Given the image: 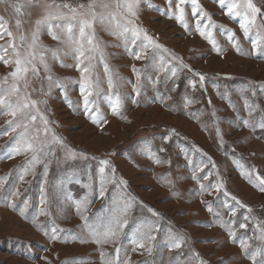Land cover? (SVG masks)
Segmentation results:
<instances>
[{"label":"rangeland","instance_id":"1","mask_svg":"<svg viewBox=\"0 0 264 264\" xmlns=\"http://www.w3.org/2000/svg\"><path fill=\"white\" fill-rule=\"evenodd\" d=\"M69 2L76 5L86 3L87 0ZM199 2L212 14L217 24L235 31L241 47L248 54L237 52L226 36L214 29L213 34L223 49L222 53H217L194 30L186 31L175 19H169L164 14L168 10L166 0H142L136 23L169 52L181 57L191 71L189 68H179L173 61L179 68L178 74L165 80V74L158 72L152 62L135 60L122 46L112 47L111 45L121 44V41L97 25V37L109 45L105 48L107 62L123 78L119 82V91L124 94L120 113L114 115L108 104L101 102V111L107 123L94 124L84 114L81 107L80 72L75 67H62L56 61H49L52 74L62 82V87L53 86L49 94L43 97L47 103L40 107L46 110L45 114L53 122L50 126L56 134L64 138L77 153L83 152L88 158L77 155L74 159H66L65 153L57 148L56 158L49 165L47 177L42 175L43 166L38 165L35 174H30L25 183L19 184L22 193L27 189L26 196L30 205L27 217L0 203V264H47L48 261L51 264H62L64 261L74 260L100 264L96 244L81 243L79 239L71 238L74 234L87 235L75 204L76 201L87 198L91 203L86 214L91 217L102 206H111L114 191L131 194L138 202H143L160 213L163 218L159 220L162 229L170 227L185 237V257L190 251H195L208 264H220L221 260L224 264H252L239 245L231 242L227 232L213 223L212 214L201 201H212L215 194H198L199 185L191 179L192 172L182 149H188L191 156L195 146L210 156L227 190L253 208L255 216L264 219V193L240 175L234 162L240 160L246 165L255 166L264 174V129L245 127L241 122L242 119H249L244 106L245 97L250 103L258 105L260 110H264V91L259 88L264 85V53L252 50L251 44L239 29L238 22L225 15L215 0ZM256 3L264 5V0H256ZM190 7L186 8V12L191 24ZM0 16L10 20L12 30L17 31L14 23L16 14L11 7L6 10L5 5L0 4ZM38 16L39 9H34L31 17H20L25 21L22 30L29 38L31 27ZM40 39L50 48L63 47L47 33H42ZM161 54L166 60L170 59L167 53ZM64 63L75 62L69 57L64 58ZM159 63L157 56L155 64ZM133 65L142 73L143 87L139 96L133 91V85L137 83L136 74L132 71ZM9 70L0 64V76ZM96 72L105 81L102 87L107 92L102 64L97 63ZM194 73L205 76L204 87H200L199 77ZM158 76L160 82L154 84L153 81ZM193 80L196 81L195 88L191 84ZM31 88L37 89L31 92L32 99H41L38 90L40 82L33 80ZM248 88L255 89L256 95L252 96L246 90ZM44 90L48 91L47 81H44ZM69 101L73 106L69 105ZM261 114L264 113L258 110L253 113V117ZM7 119L9 117L0 115V127L5 125ZM217 128L223 138L222 145L217 136ZM173 129L175 133H172ZM166 136H170L167 141L164 139ZM8 140V136H0V150H3ZM149 147L160 158L161 163H156L149 157L146 152ZM161 148L166 151L161 152ZM195 158L200 159L199 153ZM25 159L23 155L11 160L0 158V176L17 168ZM103 159L109 160L115 167L117 178L122 177L127 181V188L121 186L120 190H116L112 184H108L106 197L99 198L98 169L99 161ZM42 184L47 198V204L43 206L40 204ZM17 203L22 207L19 201ZM41 207H46L51 217L40 215L37 223L47 228V221L54 219L65 230L58 233L56 240L50 239L45 231L31 222V216ZM144 217L158 219L151 217L146 208L142 209L137 204L129 213L130 227ZM226 218L229 217L226 215ZM250 229L247 236L252 237ZM47 230L50 233V228ZM244 231L238 229V233ZM164 235L163 231L158 234L159 252L154 257L157 261L161 254L164 261H167L178 251H169L165 247ZM124 243H128L126 238ZM249 243L259 246L264 242L253 238ZM112 248V245H105L109 252ZM128 251L133 264H142L143 261L152 259L146 253L141 255L139 252H132L131 245H128Z\"/></svg>","mask_w":264,"mask_h":264},{"label":"snow or ice","instance_id":"2","mask_svg":"<svg viewBox=\"0 0 264 264\" xmlns=\"http://www.w3.org/2000/svg\"><path fill=\"white\" fill-rule=\"evenodd\" d=\"M168 10L164 13L169 19H175L186 31H195L202 38L207 40L212 49L222 53L213 30H219L226 36L228 41L241 54H248L241 47L239 39L234 30L217 24L212 14L206 11L199 0H166ZM142 0H87L73 5L69 0H0L5 9L11 7L16 14L15 29L11 27V21L0 16V64L10 69L3 76H0V115L9 117L5 125L0 127V136H8L9 140L0 150V158L14 159L17 156H25L26 159L17 168L8 174L0 176V203L18 210L21 216L27 217L29 199L26 196L27 189L22 193L19 184L26 182V177L34 175L38 165L43 166L44 177H47L49 165L56 158L57 148L65 153V158H76L77 155L87 159L83 152L71 148L51 128L46 110L40 105L46 104L47 96L53 86L62 87V82L52 74L50 60L60 63L62 67H75L80 72V95L82 97V110L92 123L101 125L107 123L104 113L101 111V102L108 104L111 112L116 115L120 113L123 106L124 94L120 93V81L123 80L118 72H114L107 62L108 54L105 42L96 35V26L115 37L121 44L111 45L112 47L122 46L124 51L135 60H147L158 72H163L164 79L177 76L179 68H189L183 63L181 57L169 52L159 44L153 36H150L146 29L136 23L139 19V10ZM215 3L230 19L237 21L239 29L245 39L249 41L252 50L264 53V5H258L256 0H215ZM190 7L191 19L186 8ZM27 9V11H25ZM39 9V16L35 19L29 35L22 30L23 21L21 16L31 17L32 10ZM42 33H47L53 40L59 42L63 47L50 48L44 45L40 39ZM151 50V54H149ZM161 53H167L170 59L166 60ZM159 56L160 63L155 64ZM71 58L75 63L66 64L64 58ZM179 65V68L173 64ZM97 63L103 65L104 75L107 83V92L103 90L104 80H101L96 72ZM191 71V69L189 68ZM132 71L136 74L137 83L133 85V91L137 96L141 94L143 87L141 83V70L135 65ZM43 73V75H42ZM170 74V76H169ZM199 77L200 87H204L205 76L201 73H194ZM151 79V77H147ZM39 81L38 89L41 99H32L31 92L37 91L31 88L32 81ZM44 81L48 83V91L44 90ZM158 76L153 83H159ZM251 83V82H250ZM192 87H196V81H191ZM264 91V85L259 86ZM31 89V91H30ZM252 96L256 95L253 88L246 89ZM244 91V90H242ZM163 100V97L160 98ZM135 102V101H134ZM191 103V101H189ZM209 103H211L209 101ZM231 103V101H230ZM69 105L73 106L69 101ZM244 106L247 109L249 119H242L245 127H259L264 129V114L253 117V113L261 111L258 105L250 103L247 97L244 99ZM217 136L223 138L220 129H216ZM175 133V130H172ZM165 141L170 136L164 137ZM161 152L166 149L161 148ZM191 169V179L199 185L198 194H215V199L202 200L207 211L213 216V223L223 228L232 243L239 245L243 254L252 261V264H264V243L253 246L249 241L253 238L264 242V219L255 216L254 209L241 201L237 196L227 190L215 162L206 153L193 146L192 155L188 149H182ZM149 157L156 163L162 161L158 156L147 148ZM199 153L200 159L195 155ZM95 159V157H93ZM240 175L254 188L264 193V174L255 166L246 165L240 160H235ZM170 163V162H169ZM99 191L98 197L105 198L108 192L106 185L112 184L116 190L121 186L127 188V181L122 177L117 178L116 169L107 159L99 161ZM211 165V168H209ZM106 169L108 171H106ZM163 179V177H160ZM205 181L207 183H205ZM47 181H45L46 183ZM30 183V182H29ZM40 204L46 205V190L42 184L40 187ZM19 204L22 205L19 206ZM90 201L85 198L83 201H76L77 213L83 220V229L87 235L74 234L72 239H79L81 243H94L98 246L100 264H133L131 261L128 245H131L132 252L147 254L152 259L145 260L142 264H208L195 251L185 257L183 248L187 243L185 237L174 232L170 227L162 229L159 223L161 214L151 207L138 202L131 194L114 191L111 197V206H102L91 217L86 213L89 211ZM146 208L151 217L141 218L138 222L129 225V213L137 205ZM43 215L51 217L46 207H41L38 212L31 216V222L40 230L45 231L49 238L56 240L58 233L65 231L61 229L54 219L47 221V228L37 223V217ZM226 215L229 218H226ZM251 226V229H250ZM238 229L245 230L238 233ZM251 230L253 236H247ZM127 230V231H126ZM163 231L165 247L169 251L178 250L174 257L164 261L162 254L159 261L154 257L159 252L160 241L158 234ZM127 239V245L124 243ZM105 245H112V251L105 249ZM259 257V259H257ZM46 259V258H45ZM47 264H51L48 261ZM62 264H87L84 260L64 261ZM220 264H224L221 260Z\"/></svg>","mask_w":264,"mask_h":264}]
</instances>
